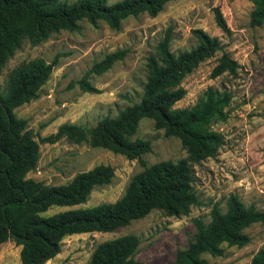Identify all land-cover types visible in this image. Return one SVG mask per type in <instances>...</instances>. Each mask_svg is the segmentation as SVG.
<instances>
[{
    "label": "rangeland",
    "instance_id": "374dc122",
    "mask_svg": "<svg viewBox=\"0 0 264 264\" xmlns=\"http://www.w3.org/2000/svg\"><path fill=\"white\" fill-rule=\"evenodd\" d=\"M116 1L119 0L108 3ZM216 8L229 32L217 24ZM253 8L250 0H172L156 15L143 12L128 16L118 30L105 21L91 24L83 19L78 29L60 30L38 44L25 40L8 59L0 74L3 86L10 70L21 62L38 57L54 62L39 96L14 109L18 117L27 119L39 142L36 168L27 177L59 185L98 164L114 168L111 182L95 187L85 203L54 205L43 215L113 202L123 195L132 176L144 169L138 159L87 142L61 138L49 143L41 138L56 132L62 123L90 128L102 117L115 116L125 106L138 102L147 79V58L157 56L158 44L168 29L169 48L174 53L198 44L196 29L216 37L221 46L183 78L181 85L186 94L175 106L195 105L210 87L231 93L224 108L225 119L210 124L211 129L223 135V144L215 155L191 163L192 186L198 202L190 206L187 214L167 215L161 209H153L111 231L68 235L61 242L60 252L43 264H89L99 243L125 234L139 237L134 258L142 264H174L176 252L187 247L195 232L194 220L200 217L208 222L214 204L225 211L230 194L264 212V22L257 26L250 24ZM118 49L127 50L122 60L103 73L91 71L94 63ZM224 53L237 62L235 70L212 76L213 67ZM82 80L98 89L97 92L85 90ZM134 138L151 142V151L142 155L146 166L165 160L176 162L188 155L178 137L166 136L163 129L154 127L150 118L140 120ZM244 232L250 238L246 245L224 244L222 255H204L207 264H250L253 255L264 248V224L252 223ZM20 248L12 238L0 243V264H21Z\"/></svg>",
    "mask_w": 264,
    "mask_h": 264
},
{
    "label": "trees",
    "instance_id": "16d2710c",
    "mask_svg": "<svg viewBox=\"0 0 264 264\" xmlns=\"http://www.w3.org/2000/svg\"><path fill=\"white\" fill-rule=\"evenodd\" d=\"M172 0H0V74L8 59L25 40L38 44L60 30H76L79 21L91 24L105 21L118 30L128 16L146 12L156 15ZM254 8L250 24L264 22V0H250ZM217 24L226 32L229 27L218 8ZM198 44L190 50L174 53L169 48L170 30L157 47V56L147 58V79L138 102L127 105L115 116L102 117L94 126L83 127L62 123L56 132L41 141L54 143L61 138L87 142L138 159L144 169L132 176L123 195L113 202H102L89 207L70 208L43 215L51 206H73L85 203L91 191L109 184L114 168L98 164L76 173L65 184L49 185L27 177L39 158V142L29 128L27 119L18 117L14 109L37 98L41 87L49 79L54 62L33 58L21 62L8 73L6 84L0 82V243L12 238L20 245L21 264H43L61 250L64 237L84 232L111 231L130 221L142 218L153 209L167 215L187 214L198 202L193 189L191 163L215 155L223 144V135L211 129L213 120L226 117L224 108L231 93L212 87L191 107H176L186 89L183 78L200 62L221 48L219 40L201 29L194 31ZM126 49L106 54L93 64L97 74L107 71L122 60ZM237 62L224 53L212 69V76L226 70L234 71ZM82 87L97 92L86 80ZM142 118H150L156 129L166 136H176L187 150V157L176 162L159 161L146 166L142 155L151 151L148 139L134 138ZM222 211L214 204L210 220H194L195 232L187 247L176 252L174 264H207L204 255L220 256L223 245L244 246L250 238L244 229L250 224H264V212L254 205H245L236 194H230ZM140 239L125 234L99 243L89 264H142L134 258ZM250 264H264V248L252 257Z\"/></svg>",
    "mask_w": 264,
    "mask_h": 264
}]
</instances>
